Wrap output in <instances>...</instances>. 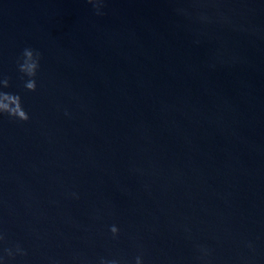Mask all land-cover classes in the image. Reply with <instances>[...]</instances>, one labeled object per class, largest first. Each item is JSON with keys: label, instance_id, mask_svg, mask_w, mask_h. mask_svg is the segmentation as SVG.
Wrapping results in <instances>:
<instances>
[{"label": "water", "instance_id": "obj_1", "mask_svg": "<svg viewBox=\"0 0 264 264\" xmlns=\"http://www.w3.org/2000/svg\"><path fill=\"white\" fill-rule=\"evenodd\" d=\"M100 13L0 0V264H264V0Z\"/></svg>", "mask_w": 264, "mask_h": 264}, {"label": "clouds", "instance_id": "obj_2", "mask_svg": "<svg viewBox=\"0 0 264 264\" xmlns=\"http://www.w3.org/2000/svg\"><path fill=\"white\" fill-rule=\"evenodd\" d=\"M96 9L97 15H100V7L103 5L104 0H87ZM41 54L31 48H25L22 52L20 59L17 61V69L21 74V79L24 81V88L28 92L36 91V76L40 67ZM26 78V79H25ZM10 87V80L8 77L0 76V116H7L12 120L19 122H28L29 115L23 108L20 95L6 92L3 89ZM110 231L113 238L118 236V229L112 226ZM0 240L3 237L0 236ZM8 257H12L11 250H5ZM3 260V257H0ZM101 264H120L117 260L105 261L102 260ZM136 264H142L141 258H136Z\"/></svg>", "mask_w": 264, "mask_h": 264}]
</instances>
